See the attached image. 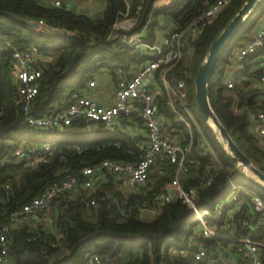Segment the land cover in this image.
Listing matches in <instances>:
<instances>
[{"label":"trees","instance_id":"16d2710c","mask_svg":"<svg viewBox=\"0 0 264 264\" xmlns=\"http://www.w3.org/2000/svg\"><path fill=\"white\" fill-rule=\"evenodd\" d=\"M159 0H106L102 13L90 16L76 13L63 7H55L41 0H0V35L11 39L16 45L27 48L38 47L43 56L53 57L46 63L42 83L32 107V114L41 116L54 111V106L72 90L83 88L96 79L102 71H108L116 86L121 77L133 66L151 59L141 52L107 39L113 24L121 12L129 16L138 15L134 30L147 27V41L154 42L158 16L171 19L176 27L185 28L210 5L213 0H172L155 9ZM245 0H233L213 21L202 28L198 36L190 41L192 53L167 74L174 92L185 99V104L194 116H184L191 123L189 128L172 110L168 99L158 97L159 114L163 115L184 135L182 144H187L191 135L193 144L191 157L195 164L181 179L185 190L199 187L201 207L213 210L216 203L225 199L230 181H235L244 190L238 202L227 208L236 209L230 224L222 219L217 222L221 232L228 235L250 236L264 244V210L258 212L251 202L258 196L264 205V186L252 176L238 169L218 134L201 116L195 96V77L211 44L236 15ZM141 9L137 13V7ZM264 15V0L245 21L241 30L230 40L219 55L209 82L208 93L212 108L230 133L242 152L264 172V140L252 128L248 110L264 112V89L259 86L258 71L250 70L247 59L246 69L241 72L232 90L224 84L229 56L237 43L239 47L252 38L259 19ZM43 21L61 31H42L31 21ZM13 50L0 43V159L13 156L21 146L53 143L58 151L53 158L37 168H22L18 171L0 173V232L8 221V214L42 193L51 183L62 179L69 172L98 163L105 159L121 162L138 161L143 153L139 142L124 131L106 132L101 136L82 137L70 132L74 125L84 126V121L69 127L44 129L26 122L14 106L16 84L13 72ZM159 72L157 73V76ZM185 81L178 88L175 78ZM159 78V76H158ZM160 79V78H159ZM176 107L183 110L180 100ZM103 125V124H102ZM69 129V130H68ZM44 134L43 139H39ZM204 135L213 148L221 167H216L212 183L203 188L204 172L212 167V157L201 154L200 137ZM151 166L147 183L139 193L124 194L115 187L112 177L92 194L84 193L86 200L99 198L96 205L86 200L71 198L70 194L60 195L53 209L55 220L51 227L31 220L27 224L13 226L10 234V264H95L98 256L102 264H206L218 255L221 239L209 240V255L205 260H195L190 254L189 243L194 237L195 222L190 208L181 200L173 199L162 204L152 218H144L140 207L153 206L154 199L164 191L174 175V165ZM9 191L4 190L6 184ZM109 193L113 198H106ZM237 207L238 210H237ZM253 218L256 229L245 230L242 222ZM54 229L56 233L52 232ZM63 235L57 246L56 234ZM264 264V249L262 250Z\"/></svg>","mask_w":264,"mask_h":264},{"label":"built area","instance_id":"2783aa9c","mask_svg":"<svg viewBox=\"0 0 264 264\" xmlns=\"http://www.w3.org/2000/svg\"><path fill=\"white\" fill-rule=\"evenodd\" d=\"M233 0H213L204 9L201 15L194 19L185 28L175 27L174 30L164 38L161 44L147 41L142 30H134L138 25V15L129 16V5L127 10L121 12L113 24L107 39L115 40L134 49L137 52L146 51L150 58L145 61L139 70L129 79L120 82L116 91V101L110 107L100 106L92 96V88L96 86L95 81H90L83 89L70 91L64 103L53 112L35 116L32 107L40 91L44 68L46 62L42 54L35 45L22 48L16 45L11 39L0 35V43L7 44L14 53L13 72L16 84L14 96V106L23 115L26 122L38 128L53 129L69 127L75 122L86 121L102 123L106 127H111L119 118L131 119L135 114L140 113L143 125L147 132L148 143L143 149L141 158L138 161L121 162L114 159H105L98 163L81 167L77 172H69L62 179L51 183L42 193L34 197L29 202L23 204L18 209L8 214V221L2 226L0 232V264H10L9 242L13 226L27 224L31 220L49 218L52 224L55 220L53 204L62 194H70L76 191L82 183L86 188H91L96 177L100 174L113 173L125 178L126 183L135 192L139 193L141 188L147 183L151 166L157 159L174 165V175L172 180L165 185L164 191L159 194L151 207H140L141 211L147 210L152 214L158 212L162 204L173 200L170 195L171 189L177 190L178 199H181L191 210L192 220L196 224L197 233L189 243L190 254L195 260H205L209 255V240L221 239L218 246V255L206 262V264H263L262 250L264 244L253 240L250 236L228 235L221 230L227 229L228 225H223L221 229L217 222L224 219L230 224V218L236 211H228L223 218L228 207L238 202L244 190L235 181H230L228 193L224 200L216 203L213 210L201 207L199 198V187H192L185 190L181 184V179L190 172V167L195 164V159L191 157L193 136L187 144L173 142L162 133V124L159 117V105L153 93L146 88L147 81L152 74L160 72L165 79L167 74L178 65L185 56L187 44L184 34L188 30H201L213 21ZM55 7L68 9L65 0H48L46 2ZM141 9V4L137 7V13ZM39 30L61 31L58 27H50L43 21H38ZM262 53V61L257 73L258 83L264 89V15L259 19L255 34L245 45L229 56V62L234 66V70L226 74L224 84L227 89L232 90L237 76L246 69L248 57H253ZM178 88L185 86L182 78L176 77ZM3 111L0 107V116ZM187 114L193 119L189 110ZM248 114L251 120L260 122L258 133L264 140V112L250 109ZM186 125L191 128L190 121L186 117L180 116ZM201 154L212 157V167L207 169L202 178V187L209 186L213 181L216 167H221L220 162L208 142L207 138L200 137ZM58 151V145L45 143L42 145L18 147L13 156H6L0 159V173L5 171H18L22 168L34 169L40 164L49 162ZM59 156L64 158L61 150ZM6 191L11 189L8 183L3 188ZM106 198H113L109 193L104 194ZM99 198L92 197L87 201L88 205H96ZM251 202L258 212L264 210L262 200L258 196H253ZM239 207H237L238 210ZM243 228L248 231L256 229L253 218H247L242 222ZM198 234V237H197ZM56 241L51 246H57L63 237L56 234ZM228 248L232 249L239 256L244 255L247 262L241 263L236 259L235 263L229 262ZM95 264H102L98 256H94ZM239 260V261H238Z\"/></svg>","mask_w":264,"mask_h":264},{"label":"crops","instance_id":"0c3cea01","mask_svg":"<svg viewBox=\"0 0 264 264\" xmlns=\"http://www.w3.org/2000/svg\"><path fill=\"white\" fill-rule=\"evenodd\" d=\"M42 1L45 3L48 2V0H42ZM171 1L172 0H159L155 4V9L160 8L163 4H169ZM65 4H67L68 9L73 11V12L84 13V14H88L90 16H95V15H98V14L103 12V10L106 6V0H65ZM158 21H159V25L157 27H155V40H154V42H151V43L161 44L163 42L164 38L166 36H168L174 30V28L176 27V24L171 19H169L168 17H166L164 15H159ZM150 22L151 21H148L147 25L142 30L144 32V35L146 38L148 37L147 36L148 35L147 27L150 24ZM256 27H257V25H256ZM256 27L253 30L252 37L255 34ZM199 32H200V30H193V29L185 32L184 40H185V43L187 44V47H188L186 52H185V55L186 54L191 55L192 47L190 45V41L194 40L198 36ZM235 52L233 51L231 54H233ZM141 53L150 57V55L146 51H142ZM261 56H262V53H259L253 57H250L251 58L250 70L251 71H258L259 70L260 63L262 61ZM258 57H260V59H258ZM42 58L46 63L53 61V57H50V56L45 57L42 55ZM257 59L259 60V65H258L259 67L257 69H252V64ZM142 64L143 63L133 66L131 70L126 72L121 77L120 82L127 80L130 77H132L139 70V68L142 66ZM234 69H235L234 66L229 62L227 65L226 74L229 73L230 71H233ZM157 73L158 72H155L154 74H152L150 76L149 81H147L148 84H147L146 88L149 89L153 93L155 100H157L158 97H162V98L167 97L170 107L178 115L179 119L182 120L180 116H184V112L187 113L186 111H187V109L189 110V108H187L186 104L184 103L183 97H180L178 94H176L174 92L173 88L171 87V85L169 83V80L167 79V76L164 79L159 72V75H158L160 78L159 79L157 76ZM101 74H102V76L108 77V80L109 79L111 80V82L109 84V86H110L109 89H111V90L107 89L104 92L96 91V88L100 84V81L98 78ZM100 75H98V77L96 79L91 80V81L96 82V86L94 88H92V96L100 106L110 107L116 101V91L119 87L120 82L118 83V86H116L115 83L113 82L112 78H111L110 73L106 70L102 71L100 73ZM225 77H226V75H225ZM224 80H225V78H224ZM175 81H176V78H175ZM89 82L86 84L87 86H88ZM80 89H83V88H80ZM67 94L60 100V102L58 104H56L54 106V110L57 109L59 106H61L64 103V100H65ZM107 98L113 99V100L110 103H108L105 101V100H107ZM178 100H180L181 105L183 107V110L178 109L176 107V102ZM159 117H160L161 124H162L163 135L166 136L168 139H170L173 142L182 143V141H184V135H183L181 129H179L175 125H173V123L171 121H169L168 119H165V117L163 115H161V113L159 114ZM84 122H85L84 126H78V125L75 126L74 125L72 128H70V132L77 134V135H80L82 137H91L94 135L101 136L108 131H110V132L124 131V132L134 136V138L139 142V145L141 146V148L144 149L148 143L147 132H146V129L143 125L140 113L135 114L131 119L119 117L111 127H106L104 124L102 125V123L86 122V121H84ZM260 124L261 123L258 121H253L251 128L255 132H258ZM162 164L166 165V166L169 165L167 162L160 161L159 159H157L152 166L158 168V171H160L159 173H162V168L159 167ZM107 174H109L112 177V179H113L112 181L114 182L113 184L115 185V187L122 190L124 192V194L129 195L131 193H135L130 188V186L126 183V180L124 177L118 176L117 174H113V173H105V174H100L96 177L95 183L93 184V186L91 188H86L82 183H80L78 189L76 191L72 192L70 194V197L71 198H78L79 200H81V198L86 200L84 193L92 194L101 185L108 182L109 180H108ZM169 193L174 199H176L178 196L177 190H175V189H171L169 191ZM87 201H88V199L86 200V202ZM157 213L158 212H156V214ZM141 215L144 218H152L155 214H152L151 212L144 210V211H141ZM38 221L41 224H44V225L51 227V223L49 221V218H40ZM51 230H52V232L56 233L54 229H51ZM197 232H198V230L195 227L194 233H197ZM197 237H198V234H197ZM228 250H230V252H231L229 254V262L235 263L237 261L236 259H240L241 263L247 262V259L244 255L239 256L230 248H228Z\"/></svg>","mask_w":264,"mask_h":264},{"label":"water","instance_id":"95a60500","mask_svg":"<svg viewBox=\"0 0 264 264\" xmlns=\"http://www.w3.org/2000/svg\"><path fill=\"white\" fill-rule=\"evenodd\" d=\"M261 1L262 0H245L236 15L229 21V23L211 44L195 77V96L196 104L201 116L218 134L224 147L229 152L235 166L238 169H249L255 175L256 178H254L264 186V172L251 162V160L242 152L233 140L230 133L222 124L212 108L208 93L211 74L219 55L230 40L241 30L245 21L261 3ZM31 23L35 28H39L38 21H31ZM243 172L246 173L245 170H243Z\"/></svg>","mask_w":264,"mask_h":264},{"label":"rangeland","instance_id":"374dc122","mask_svg":"<svg viewBox=\"0 0 264 264\" xmlns=\"http://www.w3.org/2000/svg\"><path fill=\"white\" fill-rule=\"evenodd\" d=\"M42 1V0H41ZM33 21H36V20H33ZM239 45H240V43H237L236 44V46L233 48V51L235 52L236 50H238V48H239ZM188 48V47H187ZM190 50V49H189ZM186 57H189L188 58V60L190 59V56L191 55H188V54H186L185 55ZM258 59H260V57H258ZM256 60L253 64H252V69H257L259 66V60ZM99 81H100V84H99V86L96 88V91H102V92H104V91H106L107 89H109V84H110V82H111V80L109 79L108 80V77H105V76H102V74L99 76ZM109 90H111V89H109ZM113 93V92H112ZM109 98H107V100H105L106 102H108V103H110L113 99H109ZM183 101H184V103H185V100H184V98H183ZM187 112V111H186ZM189 112H190V114H191V116L193 117V119H195L194 118V116H193V114H192V112H191V110L189 109ZM40 138L39 139H43L45 136H44V134H41V136H39ZM243 170H245L244 168H242V171ZM246 171V170H245ZM246 173L248 174V175H250V176H252L253 178L255 177V175L250 171V170H248V171H246ZM256 178V177H255Z\"/></svg>","mask_w":264,"mask_h":264},{"label":"bare ground","instance_id":"6f19581e","mask_svg":"<svg viewBox=\"0 0 264 264\" xmlns=\"http://www.w3.org/2000/svg\"><path fill=\"white\" fill-rule=\"evenodd\" d=\"M246 171H248L249 169H247V168H244Z\"/></svg>","mask_w":264,"mask_h":264}]
</instances>
